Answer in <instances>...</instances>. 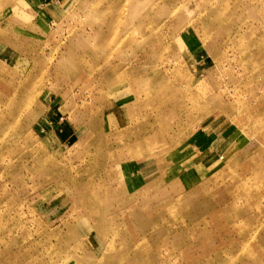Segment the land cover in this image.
<instances>
[{
    "label": "rangeland",
    "instance_id": "rangeland-1",
    "mask_svg": "<svg viewBox=\"0 0 264 264\" xmlns=\"http://www.w3.org/2000/svg\"><path fill=\"white\" fill-rule=\"evenodd\" d=\"M0 264H264V0H0Z\"/></svg>",
    "mask_w": 264,
    "mask_h": 264
},
{
    "label": "bare ground",
    "instance_id": "bare-ground-1",
    "mask_svg": "<svg viewBox=\"0 0 264 264\" xmlns=\"http://www.w3.org/2000/svg\"><path fill=\"white\" fill-rule=\"evenodd\" d=\"M139 152H145L144 150H141V149H137L136 151H135V153L136 154H138ZM141 155V154H140Z\"/></svg>",
    "mask_w": 264,
    "mask_h": 264
}]
</instances>
